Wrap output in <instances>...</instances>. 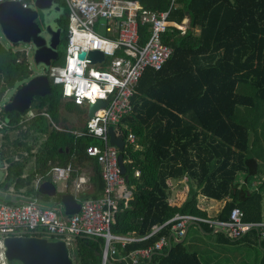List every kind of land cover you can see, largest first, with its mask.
Wrapping results in <instances>:
<instances>
[{
	"label": "trees",
	"instance_id": "16d2710c",
	"mask_svg": "<svg viewBox=\"0 0 264 264\" xmlns=\"http://www.w3.org/2000/svg\"><path fill=\"white\" fill-rule=\"evenodd\" d=\"M138 2L146 9L163 11L169 0ZM54 3L60 7L56 28L60 30V41L66 43V11L62 0ZM168 20L175 24L186 20L185 30L171 27L163 34L161 41L172 52L160 69L143 71L131 97V112L118 124L122 138L130 133L135 142H125L121 152L125 186L131 195L127 201L118 200L111 232L144 237L175 214L206 218V213L195 205L199 196L208 201H226L216 219L227 220L231 210L237 208L244 222L259 223L264 181L258 191L251 190L247 182L258 174L256 125L264 118V0H177ZM148 34V26H140L139 42L146 41ZM57 52L52 66L62 63L61 53ZM34 76L24 51L0 44V120L9 121V127L1 130L0 156L7 163L1 188L10 182L14 192L21 193V203L53 199L51 205L58 206L61 194L53 198L39 195L34 188L36 178L51 181L48 171L52 166L88 161L94 193L78 198L97 199L104 182L100 166L86 155V148L98 145V141L56 129L62 121L58 86L48 81L49 93L33 98L24 113L4 111L1 101L5 93L16 85L19 89ZM64 106L68 112H83L71 102ZM33 110L35 115L25 118ZM12 133H16L14 138ZM183 176H190L198 188L190 189L181 207H172L168 183ZM241 176L244 183L239 182ZM199 226L209 233L213 231L204 223ZM170 228L171 223H167L146 240L123 249L118 246L111 264H124L122 257L154 245L161 237L170 241ZM214 233L229 241L222 232ZM255 233L251 230L247 234ZM69 246L73 264H101L103 239L77 237ZM167 250L166 244L143 264H159ZM186 252L194 253L187 247ZM260 262H264V256Z\"/></svg>",
	"mask_w": 264,
	"mask_h": 264
},
{
	"label": "built area",
	"instance_id": "2783aa9c",
	"mask_svg": "<svg viewBox=\"0 0 264 264\" xmlns=\"http://www.w3.org/2000/svg\"><path fill=\"white\" fill-rule=\"evenodd\" d=\"M4 1L18 2L25 9L33 8L35 2L0 0V3ZM176 1L169 0L165 10L157 11L141 7L136 0H63L67 20L63 60L61 64L48 65L46 77L51 85L60 88L63 102L85 109L98 100L106 102L104 108L85 122L82 130L71 132L98 141V145L86 148V155L96 159L100 166L104 187L97 199L80 201L78 214L64 217L34 200L23 203L0 201V264H7L4 239L8 237L48 236L66 244L77 237L101 238V264H108L115 260L118 246L123 249L128 244L146 240L167 223H171L170 230L176 236H184L190 225L204 223L221 231L231 241L251 230L262 229L263 224L244 222L242 211L235 208L227 220L175 214L163 225L154 226L144 237L111 232L118 200L127 201L130 196L120 172L118 151L108 143V129L112 128L115 136L120 131L118 124L131 112V97L143 71L146 68L158 70L169 58L172 50L162 43L163 34L171 27L184 32L181 24L168 20ZM144 25L148 26L149 34L146 41L140 43L138 28ZM93 50L101 51L103 59H92L88 53ZM81 52L85 53L83 57H79ZM7 127L9 121L0 120V135ZM125 142L134 144L133 135L128 133ZM71 170L69 165H54L48 174L52 183H56L68 179ZM167 240L161 237L154 245L131 251L120 260L124 264H143L155 251H161Z\"/></svg>",
	"mask_w": 264,
	"mask_h": 264
},
{
	"label": "water",
	"instance_id": "95a60500",
	"mask_svg": "<svg viewBox=\"0 0 264 264\" xmlns=\"http://www.w3.org/2000/svg\"><path fill=\"white\" fill-rule=\"evenodd\" d=\"M39 11L59 13L60 7L54 4V0H35L33 8L26 9L18 2L4 1L0 3V30L10 44H31L35 63L47 68L57 58L60 30L48 20H44L43 27L39 26L37 23ZM84 54L81 52L79 57H83ZM88 54L94 60H101L104 56L98 50L90 51ZM49 90L46 74H36L17 89L11 101L3 106L4 111L24 113L30 109L33 98L43 97L49 93ZM105 106L104 101L98 100L94 104L90 103L85 111V120L93 118L95 112ZM108 135V143L118 151L117 160L120 172L124 176L125 167L121 155L124 140L120 131L115 136L112 128L108 129ZM36 192L48 198L56 195L55 187L50 181L39 183ZM59 204L64 216L78 214L81 211L80 203L68 193L60 195ZM4 248L6 263L73 264L67 244L62 240H48L35 236L8 237L4 239Z\"/></svg>",
	"mask_w": 264,
	"mask_h": 264
},
{
	"label": "crops",
	"instance_id": "0c3cea01",
	"mask_svg": "<svg viewBox=\"0 0 264 264\" xmlns=\"http://www.w3.org/2000/svg\"><path fill=\"white\" fill-rule=\"evenodd\" d=\"M136 1L139 4L138 0ZM54 4L57 5L56 3ZM186 23L187 21L184 20L181 25L185 28ZM66 102L67 101L60 103V109L62 108V110H65L64 104ZM79 108L80 110L83 111L82 114H84V117H85L86 109L81 108V107ZM72 113H75V112H72ZM86 121L87 120H85V122ZM85 122H84V125H85ZM84 125L80 128V130L83 129ZM1 135H0V142H1ZM67 165L71 166L72 168L71 172H73V175L69 174L68 179H66L65 181H61L63 183H62L59 193L60 194H63V193L71 194L74 197V199L80 203V200L78 198L80 194H93L94 193L93 184L91 182V179L93 176L91 163L87 161V162H83L80 165H73V166L71 164H67ZM6 166H7V163H5V161L0 156V201H10V202L19 203L20 200L21 201L23 200L21 193H16L13 190L15 194H9V193L4 194L3 189H5L6 187L1 188V184L4 181V178L6 175ZM38 179L39 178H36V180L34 181L35 189L37 188L39 183H41L40 180ZM37 180H38V184L35 186V182ZM262 181H263L262 179L254 180L253 178L252 179L250 178L248 179L247 184L249 185V182H250L252 186V187L250 186L251 190L253 189L255 191H258L259 187H262ZM50 182L52 183V181ZM239 182L240 183L245 182L243 176H241ZM8 184L9 185L7 186V188L12 187L10 186V182ZM52 184L54 185L55 183H52ZM168 186L170 188L169 204L172 207H176V208L181 207L183 203L186 201L190 189L196 190L198 188L197 183L193 179H191L190 176H183V178L180 180L169 181ZM126 191L128 192L130 196L131 192L127 188H126ZM262 194L264 195V193ZM34 201L43 207H52L51 204L54 202L53 199H48L46 203H41L39 202V200H34ZM195 202H196L195 205L198 210H201L204 213H206L207 217L209 218H215L221 212L226 201L225 200L208 201L205 198L199 196L197 197ZM58 206L59 208H61L60 205ZM58 215L60 217H64L62 212L58 213ZM259 223L264 225V214L262 212V206H261V221ZM190 226H193L192 227L193 232L191 235V240L188 242L190 244L196 241L198 244L199 243L202 244L201 252L205 256L204 262L200 260L199 251L195 250L196 248L192 250V252L194 253L186 252V244L183 242L188 237ZM190 226L187 228L184 236H176L171 233L170 241L167 240L168 250L165 254V259L159 264H263L264 263V262H260V259L264 256V232L263 231L258 230L257 233L253 235L247 234L249 233L247 232L246 233L247 235L246 234L243 235V236H246V238L240 237L241 239H238L235 241H231L229 239H228L229 241H223L219 235L214 233L215 231H219V230H213L211 233H209L208 231H205L204 229H202L201 226L199 225H190ZM262 228H264V226ZM199 236H201L202 239H199Z\"/></svg>",
	"mask_w": 264,
	"mask_h": 264
},
{
	"label": "rangeland",
	"instance_id": "374dc122",
	"mask_svg": "<svg viewBox=\"0 0 264 264\" xmlns=\"http://www.w3.org/2000/svg\"><path fill=\"white\" fill-rule=\"evenodd\" d=\"M39 16L37 19V23L39 26L43 27L44 26V20H48L52 25H56V19L58 18L59 14L54 12V11H50V12H44V11H39ZM0 44L3 45L5 48L8 49H12L13 51H25L27 54V61L29 63V67L30 69L33 71V74H41V73H45L47 68H45L43 65L41 64H36L33 58V49H32V45L31 44H10L3 36V34L1 33L0 30ZM64 48H65V41L62 40L59 42L57 49L58 51L61 53L60 55V59H63V54H64ZM19 85H16L14 89L8 91L5 93L2 101H1V105L4 106L6 103L9 102V100L13 97L14 93L17 91ZM63 102V101H61ZM36 112L33 110L31 112H29L25 118H30L32 117ZM60 118L62 119V121H60V124L57 126L58 128L56 129H65L71 132H78L80 131V128L84 125L85 122V117L84 114L79 115L77 113H72V112H67L65 110H62V108L60 109ZM258 130V131H257ZM256 139H257V144L255 147V154L257 156L256 161L258 162V174L254 176V180H259L262 179L264 181V118L260 119L259 124L256 125ZM16 135V133H12L11 134V138H14ZM252 135L254 134V131H252ZM43 138L41 137L40 139L37 140V143H39ZM31 163V162H30ZM29 163V164H30ZM252 179V178H251ZM61 181H58L54 184L55 187V191L56 194H60L59 191L61 189L62 186ZM9 184L7 183V185L5 186L6 188L3 189V193L4 194H15L13 192L12 187L7 188ZM252 187V186H251ZM253 190V189H252ZM20 202H22L20 200ZM261 206H262V212L264 214V195H262V200H261ZM54 211L57 213H61L62 209L59 208V206H52ZM192 227L190 226V231L188 234V237L186 239V247L189 251H192L194 248H196L195 250L199 251V257L202 261L205 260V256L204 254H202V244H198L196 241L192 242L188 245V241L191 240V235H192ZM46 239H49L48 236H43ZM199 239H202L201 236H199ZM69 246V243L67 244V247ZM70 246L68 247V251H69V256H70ZM9 264V263H7ZM16 264V263H14Z\"/></svg>",
	"mask_w": 264,
	"mask_h": 264
},
{
	"label": "flooded vegetation",
	"instance_id": "af4514ba",
	"mask_svg": "<svg viewBox=\"0 0 264 264\" xmlns=\"http://www.w3.org/2000/svg\"><path fill=\"white\" fill-rule=\"evenodd\" d=\"M11 99H12V98H11ZM10 101H11V100H9V102H10ZM9 102H8V103H9ZM6 104H7V103H6Z\"/></svg>",
	"mask_w": 264,
	"mask_h": 264
}]
</instances>
